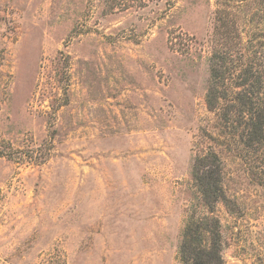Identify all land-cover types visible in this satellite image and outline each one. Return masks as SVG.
<instances>
[{"label": "rangeland", "instance_id": "374dc122", "mask_svg": "<svg viewBox=\"0 0 264 264\" xmlns=\"http://www.w3.org/2000/svg\"><path fill=\"white\" fill-rule=\"evenodd\" d=\"M227 1L0 0V264H179L210 146L223 264H264V185L205 137Z\"/></svg>", "mask_w": 264, "mask_h": 264}, {"label": "trees", "instance_id": "16d2710c", "mask_svg": "<svg viewBox=\"0 0 264 264\" xmlns=\"http://www.w3.org/2000/svg\"><path fill=\"white\" fill-rule=\"evenodd\" d=\"M239 2L218 3L214 14L205 94L213 120L205 137L245 159L264 185V0ZM191 179L206 212L187 214L179 264H223L214 216L215 205L225 199L218 150L210 146L195 155Z\"/></svg>", "mask_w": 264, "mask_h": 264}]
</instances>
